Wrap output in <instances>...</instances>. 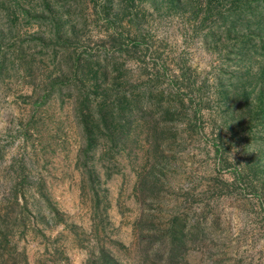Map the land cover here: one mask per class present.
Here are the masks:
<instances>
[{"label": "rangeland", "instance_id": "1", "mask_svg": "<svg viewBox=\"0 0 264 264\" xmlns=\"http://www.w3.org/2000/svg\"><path fill=\"white\" fill-rule=\"evenodd\" d=\"M249 1L0 0V264H264Z\"/></svg>", "mask_w": 264, "mask_h": 264}, {"label": "trees", "instance_id": "2", "mask_svg": "<svg viewBox=\"0 0 264 264\" xmlns=\"http://www.w3.org/2000/svg\"><path fill=\"white\" fill-rule=\"evenodd\" d=\"M263 1V0H260ZM256 3V2H255ZM254 2H244V4L239 5V6H243L246 9H249L250 14L254 15V19L257 20V22H263L264 20V5L262 6L261 9L258 8L257 5L259 4H255Z\"/></svg>", "mask_w": 264, "mask_h": 264}]
</instances>
